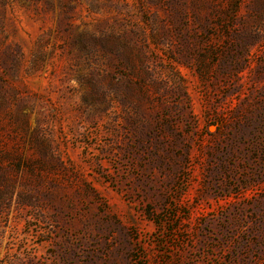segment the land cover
I'll return each instance as SVG.
<instances>
[{
    "label": "rangeland",
    "instance_id": "rangeland-1",
    "mask_svg": "<svg viewBox=\"0 0 264 264\" xmlns=\"http://www.w3.org/2000/svg\"><path fill=\"white\" fill-rule=\"evenodd\" d=\"M0 264H264V0H0Z\"/></svg>",
    "mask_w": 264,
    "mask_h": 264
}]
</instances>
